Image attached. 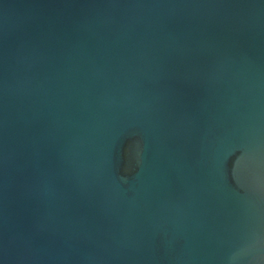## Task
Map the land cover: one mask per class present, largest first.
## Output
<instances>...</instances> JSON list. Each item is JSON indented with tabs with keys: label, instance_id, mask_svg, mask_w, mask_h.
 I'll use <instances>...</instances> for the list:
<instances>
[{
	"label": "water",
	"instance_id": "water-1",
	"mask_svg": "<svg viewBox=\"0 0 264 264\" xmlns=\"http://www.w3.org/2000/svg\"><path fill=\"white\" fill-rule=\"evenodd\" d=\"M0 264H264V0H0Z\"/></svg>",
	"mask_w": 264,
	"mask_h": 264
}]
</instances>
